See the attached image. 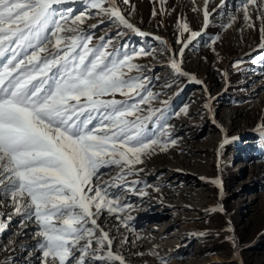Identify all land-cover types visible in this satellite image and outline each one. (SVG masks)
<instances>
[{
	"label": "snow or ice",
	"instance_id": "obj_1",
	"mask_svg": "<svg viewBox=\"0 0 264 264\" xmlns=\"http://www.w3.org/2000/svg\"><path fill=\"white\" fill-rule=\"evenodd\" d=\"M72 2L0 0V207L11 208L0 212V232L14 216L20 218L22 228L34 224L33 252L38 255L33 264H127L120 248L114 247L115 238L99 221L107 213L119 227L133 231L130 221L134 218L125 211L133 205L126 193L144 197L148 192L135 187L139 181L112 192L124 185L101 183V170L116 166L120 171L114 180L124 181L126 176L143 172L136 165L157 151L176 146L177 139L172 126L161 123L164 111L151 106L159 95L150 88L151 78L134 62L152 51L144 47L129 50L128 45L117 49L114 38L104 36L93 45V36L80 25L93 15H102L141 37L150 34L130 21L131 13L126 15L117 0H87L94 13L79 14L72 7L62 8ZM165 2L160 0L161 5ZM123 4L134 11L130 0ZM193 4V11H203L206 28L211 15L207 0L202 10L195 7V0ZM240 10L248 28L254 29L256 20L260 21L264 42V0H241ZM166 13L167 9H153L152 15ZM234 20L224 27H231ZM178 28L181 35H188L178 39L181 49L172 54L170 66L179 76L202 84L183 70L179 59L202 32L193 31L187 21H178ZM124 34L117 31L115 37ZM218 39L213 37L208 43ZM117 95L125 99H116ZM205 107L211 112V104ZM229 142L225 137L220 149ZM211 183L222 195V180ZM213 211L224 209L220 206ZM226 230L233 231L231 227ZM230 242L238 249L234 238ZM119 243L121 247L129 243L128 237L122 235Z\"/></svg>",
	"mask_w": 264,
	"mask_h": 264
},
{
	"label": "rangeland",
	"instance_id": "obj_2",
	"mask_svg": "<svg viewBox=\"0 0 264 264\" xmlns=\"http://www.w3.org/2000/svg\"><path fill=\"white\" fill-rule=\"evenodd\" d=\"M117 3L126 15L131 13L130 21L149 33L148 37L129 32L102 15H93L80 27L93 36V45L104 36L113 37L117 49L128 45L129 50L144 47L152 51L134 62L151 78L150 88L159 94L151 106L164 111L161 123L172 126L177 145L145 158L135 166L143 172L126 176L124 181L114 180L118 167L102 169L101 183L124 185L110 191H124L132 181H139L135 187L148 195L126 193L133 205L125 210L134 218L130 221L133 231L119 227L107 213L99 222L115 238L114 247L120 248L127 264H264V60L256 59L264 57L260 21L256 20L254 29L246 26L241 0H207L211 15L206 28L203 11H193V0H166L163 5L160 0H130L134 11L123 0ZM204 6L205 0H195V7L202 10ZM66 7H72L74 14L95 11L87 0L62 6ZM153 9H167V13L153 16ZM232 17L231 27H224ZM178 21H187L193 31L202 32L179 58L183 70L202 84L179 76L170 66L172 54L181 49L178 39L188 35H181ZM93 24L98 27L91 28ZM117 31L125 34L116 38ZM213 37L219 39L209 44ZM115 98L125 99L120 95ZM206 104H211V112ZM225 137L230 142L220 149ZM217 178L223 182L222 195L211 183ZM220 206L223 212L213 211ZM10 211V207H0V212ZM19 221L14 216L9 227L0 232V264H33L38 255L33 252L36 241L25 242L24 231L32 224L25 229ZM228 227L233 231L228 232ZM149 228L157 231L149 232ZM147 233L151 238H142ZM122 235L129 243L121 247ZM156 236L163 247L156 245ZM153 252L156 254H150Z\"/></svg>",
	"mask_w": 264,
	"mask_h": 264
},
{
	"label": "bare ground",
	"instance_id": "obj_3",
	"mask_svg": "<svg viewBox=\"0 0 264 264\" xmlns=\"http://www.w3.org/2000/svg\"><path fill=\"white\" fill-rule=\"evenodd\" d=\"M156 217H157V215H156ZM155 217V218H156ZM34 229H35V225L34 224H32V225H30L29 226V228L27 229V231H24L27 235H26V237H25V242L26 243H28V242H34L35 240L33 239V237H32V233H33V231H34ZM149 232H153V231H157V230H151V228H149V230H148ZM146 238V239H150L151 238V236L150 235H148V233L144 236V235H142V238ZM144 238V239H145ZM157 238H158V236H156L155 237V241L157 240ZM28 239V240H27ZM158 247H163V242H161V241H159V239L157 240V244H156ZM12 257H14V255H12Z\"/></svg>",
	"mask_w": 264,
	"mask_h": 264
}]
</instances>
